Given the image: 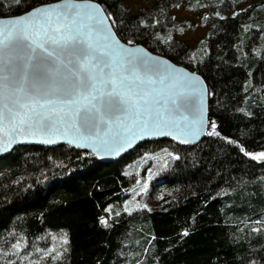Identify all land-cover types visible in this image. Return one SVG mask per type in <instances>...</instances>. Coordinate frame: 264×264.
Segmentation results:
<instances>
[{"label":"trees","instance_id":"trees-1","mask_svg":"<svg viewBox=\"0 0 264 264\" xmlns=\"http://www.w3.org/2000/svg\"><path fill=\"white\" fill-rule=\"evenodd\" d=\"M55 1L0 0V17ZM93 1L121 41L203 77L207 133L215 122L219 135L185 147L145 141L109 163L69 146L15 148L0 158V264H264V160L241 151L264 152V0L240 10L244 0H156L138 14L124 0ZM182 2L210 12L198 48L174 38L188 27L170 14ZM163 142L178 153L155 177L163 203L117 212L137 178L127 164ZM53 232L67 241L54 259L44 255Z\"/></svg>","mask_w":264,"mask_h":264},{"label":"snow or ice","instance_id":"snow-or-ice-1","mask_svg":"<svg viewBox=\"0 0 264 264\" xmlns=\"http://www.w3.org/2000/svg\"><path fill=\"white\" fill-rule=\"evenodd\" d=\"M115 24L86 0H58L0 19V153L37 136L71 137L96 152L110 150L105 154L173 130L199 136L205 126L199 78L174 74L183 70L162 67L167 62L132 40L121 43ZM207 134L219 135L215 122ZM241 151L264 160V152ZM100 223L108 226L104 218Z\"/></svg>","mask_w":264,"mask_h":264},{"label":"rangeland","instance_id":"rangeland-1","mask_svg":"<svg viewBox=\"0 0 264 264\" xmlns=\"http://www.w3.org/2000/svg\"><path fill=\"white\" fill-rule=\"evenodd\" d=\"M154 1L156 0H124L132 14H138L143 9L149 7ZM254 1L256 0H244V3L237 7L236 10L243 9ZM170 14L173 20L188 24V27L183 29L179 34H174V38L192 48H198L207 40L208 26L202 21L206 14H210L206 8L199 10L188 9L185 2H182L178 7H173ZM175 157H178L177 150L168 142H163L153 152L134 156L130 163L127 164V168L130 173L136 174L137 178L124 191V196L116 201V211L130 213L138 208L149 209L162 204L164 201L162 195L166 190L161 179H155V177L160 171L170 168L173 165L172 159H175ZM125 208H128L130 211H125ZM108 211L112 215L114 212L113 207L110 206ZM48 237L52 240V244L44 250V255H51L52 259L60 257L65 249V234L63 232H53L49 233ZM29 264H32V262Z\"/></svg>","mask_w":264,"mask_h":264},{"label":"water","instance_id":"water-1","mask_svg":"<svg viewBox=\"0 0 264 264\" xmlns=\"http://www.w3.org/2000/svg\"><path fill=\"white\" fill-rule=\"evenodd\" d=\"M57 2L58 1L42 4V5L36 6V7L32 8V9L22 13V14L13 15V16H7V17H0V19L16 18V17H19L21 15H24V14L32 11L33 9L39 8L41 6L51 5V4H54V3H57ZM86 2H94V3L98 4V5H100L99 3H97V2H95L93 0H86ZM109 23H110V21H109ZM113 31H114V29H113ZM121 43L127 44V43H125L123 41H121ZM134 45L143 48L144 50H146V52L148 54H150L152 57H155L158 61L167 62V64L162 65V67H166L167 68L170 65L171 66V68L169 69L170 71L172 69L183 70L182 72L181 71H177L174 74L179 75L181 77L184 75V73H187L189 75L194 74L195 77L199 78L201 83L199 85H197V87L205 89V91H204V107H203V115H204V120H205V126H204L203 131L199 134L198 137L193 138L190 135L176 134L175 130H173V133H174L173 135H152V136H147V137L135 140L130 147L126 146L125 149L123 151L119 152L118 154H105L106 151H110V150H106L104 148H101L99 152H96L90 147H84L83 145L86 143L85 141L76 140L75 143L70 142L71 139H72L71 137H69L67 139H63V140H57L55 136H43V137L37 136V137H29L27 140H24L23 138L19 139L17 141V143H15L10 149H8L5 152L0 153V158L3 157V156L8 155L15 148L21 147V146L50 147V148L57 147V146H69V147L74 148V149L79 150V151L90 152L100 162L109 163V162H113V161H116V160L120 159L125 154H127L129 151H131L133 148H135L138 144H140L142 142H145V141L170 140L175 145L182 146V147L194 146V145L198 144L206 136L207 128H208V95L209 94H208L207 84L204 81L203 77L199 73H197V72H195L193 70H190L189 68H187V67H185L183 65L176 64V63L172 62L170 59H168L167 57H165L163 55L151 52L150 50H148L146 47H144L141 44H134ZM189 119L191 120L192 117H189ZM183 139H188L189 142L188 143H182L181 140H183ZM48 141H52V142H48Z\"/></svg>","mask_w":264,"mask_h":264}]
</instances>
